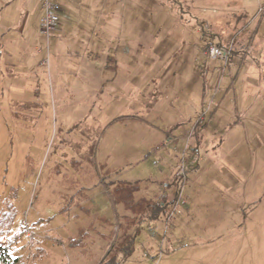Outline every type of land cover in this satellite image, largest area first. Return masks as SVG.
<instances>
[{"label":"rangeland","instance_id":"374dc122","mask_svg":"<svg viewBox=\"0 0 264 264\" xmlns=\"http://www.w3.org/2000/svg\"><path fill=\"white\" fill-rule=\"evenodd\" d=\"M64 3L49 43L40 0H16L0 23V195L18 190L20 264H98L132 215L109 185L139 182L136 198L158 205L178 190L184 155L182 214L132 228L121 264H264V0ZM211 47L227 58L212 59ZM93 123L104 131L85 183L70 145ZM66 175L88 195L70 215L60 213L73 194ZM80 228L83 251L68 245Z\"/></svg>","mask_w":264,"mask_h":264},{"label":"trees","instance_id":"16d2710c","mask_svg":"<svg viewBox=\"0 0 264 264\" xmlns=\"http://www.w3.org/2000/svg\"><path fill=\"white\" fill-rule=\"evenodd\" d=\"M202 30V36L206 37V28L199 25ZM211 38L212 36H209ZM207 37V38H208ZM212 39V38H211ZM236 53V52H235ZM208 85L204 81L203 92L206 93ZM205 89V90H204ZM19 109L23 107L18 105ZM37 104H30L29 107L36 106ZM27 107V105L25 106ZM15 116L21 117V114L15 112ZM79 139L78 142L72 143L75 153L79 156L80 162L71 160V166L79 173L81 178H84L85 183H89L84 173L83 163H88L95 166V151L98 140L104 131L103 125L93 123L87 124L82 127H78ZM91 130H94L91 132ZM201 141H199L192 151L199 150ZM63 181L68 184V190L73 194L65 193L63 198L65 199V207L60 211L62 214L72 213L76 208L82 207L83 203L88 199V195L85 192L86 187L82 186L79 180L72 179L70 176H65ZM181 181V180H180ZM180 181H173L171 185L178 186ZM183 185V183L181 184ZM109 197L114 206H122L124 210L131 212V216L125 215L122 221L119 222L118 231L120 235L114 241V244L110 251L107 252L104 259L98 264H121L122 261L127 258L134 247L135 236L130 232L132 228L143 222L145 219H160L161 216H168L169 210L173 209L180 196V188L174 192L173 197L170 200H166L164 195L159 196L160 203L157 205L155 201L147 198H136V194L141 190L139 182L129 183L125 181L114 182L109 185ZM18 198V190L12 187L8 194L5 196L0 195V236H9L11 244L5 247L0 246V264H20L19 257H15L14 247L17 244L18 235L12 234V229L16 220V201ZM264 198V195H263ZM171 211V210H170ZM25 227V225H24ZM88 236V232L84 228H80L75 236H69L68 245L71 248L84 249V239ZM112 240L115 238V233L111 235Z\"/></svg>","mask_w":264,"mask_h":264},{"label":"built area","instance_id":"2783aa9c","mask_svg":"<svg viewBox=\"0 0 264 264\" xmlns=\"http://www.w3.org/2000/svg\"><path fill=\"white\" fill-rule=\"evenodd\" d=\"M41 8H42V17L40 19V26H41V33L46 37L47 42L49 43V40L51 38V34L54 33L59 25L60 22V13H61V6L56 0H41ZM40 53L44 52L43 49L39 50ZM227 52L225 49H219L217 47H211L210 49V57L212 59H216L218 57L224 56L227 58ZM43 66H46L49 64V46L47 45V58L43 59V61L40 63ZM186 155L183 156V163L178 168L177 177H180L181 184L184 183V180L187 177V172L189 170V166L186 164ZM179 186L180 188V198L176 204V206L171 210V213H169L168 217H174L177 215H181L182 211L180 210L181 205L186 206V201L182 199V187L183 185ZM26 227V236L32 240L37 237L36 233H33L30 231V228L25 224ZM28 239V240H29ZM3 246L9 245L4 240Z\"/></svg>","mask_w":264,"mask_h":264},{"label":"crops","instance_id":"0c3cea01","mask_svg":"<svg viewBox=\"0 0 264 264\" xmlns=\"http://www.w3.org/2000/svg\"><path fill=\"white\" fill-rule=\"evenodd\" d=\"M16 0H0V23H2V21H4V16H3V14L2 13H5L6 11H8L11 7H12V5H13V3L15 2ZM25 2V4H26V2H27V0H22V2ZM41 1V0H40ZM59 4H60V6H61V8H62V13L64 12V13H66V12H68L69 11V8H68V6H66V3H64L65 2V0H63L62 2H61V0H56ZM28 2H29V0H28ZM3 16V17H2ZM42 17V16H41ZM41 19V18H40ZM25 21L26 22H28V20H26L25 19ZM39 23H40V21H39ZM25 24V22L23 23V26H27V24L26 25H24ZM40 25V24H39ZM0 27H2V24H0ZM59 33H62L63 32V26H62V24H61V26H59ZM101 41V44H103V43H105V44H109L108 43V41H105V38L104 37H101L100 39H99V42ZM38 52H39V50H38ZM40 53V52H39ZM91 53H93V52H91ZM91 55H93V54H91ZM43 61V60H42ZM41 61V62H42ZM40 62V63H41ZM196 171V170H195ZM164 182V181H163ZM183 185H184V183H183Z\"/></svg>","mask_w":264,"mask_h":264}]
</instances>
